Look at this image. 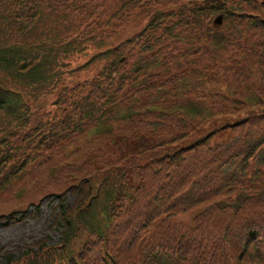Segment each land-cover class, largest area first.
<instances>
[{
    "label": "trees",
    "instance_id": "obj_1",
    "mask_svg": "<svg viewBox=\"0 0 264 264\" xmlns=\"http://www.w3.org/2000/svg\"><path fill=\"white\" fill-rule=\"evenodd\" d=\"M46 1L0 0V144L4 146L18 129L44 127L30 116L27 96L38 100L61 83L58 72L67 59L62 53L71 48L62 32L69 21L60 13L64 5ZM26 4L35 12L28 14L29 19ZM57 21L62 23L55 26ZM256 37L264 47V36ZM162 46L159 50L164 51ZM168 62L164 53L155 67L167 73ZM155 70L143 76L144 82L154 79ZM211 74L206 70L205 78ZM251 74L247 92L239 91L264 102V73L259 68ZM116 78L103 85L64 88L62 98L69 104L64 120L78 122L77 126L64 130L66 135L50 148V152L58 148L50 158L35 160L34 168L7 186L0 194V210L15 209L18 199L59 192L70 176L92 179L115 172V177L100 181L96 200L81 215L78 207L61 204L56 217L65 231L64 247L84 240L96 249L93 238L102 237L120 264H194L196 257L201 264L209 257L215 264H264V113L253 111L240 120L228 113L221 117L228 119L225 125L216 128L212 106L218 110L217 97L200 98L196 90L180 92L171 84L126 87L124 77ZM259 107L264 110V104ZM207 128L214 129L213 136V132L202 135ZM188 131H192L188 145L167 156L164 145L177 143L176 133ZM82 141H87L89 151L79 152ZM68 148L73 150L68 153ZM254 180L263 181L255 191ZM97 197H102L104 210L98 208ZM99 213H106L105 227L89 221Z\"/></svg>",
    "mask_w": 264,
    "mask_h": 264
},
{
    "label": "rangeland",
    "instance_id": "obj_2",
    "mask_svg": "<svg viewBox=\"0 0 264 264\" xmlns=\"http://www.w3.org/2000/svg\"><path fill=\"white\" fill-rule=\"evenodd\" d=\"M63 3L71 10L69 22L63 26L62 32L66 42L71 43V48L62 53L68 61L58 86L61 90L87 82L108 84V78L117 79L119 76L125 78L126 87H137L140 83L157 86L171 84L179 87L180 92L196 90L200 98L217 97L219 102L215 104L218 110L227 113L217 112L212 106L213 120H216L212 124L216 123V128L225 125L228 119L221 117L228 113L236 114L233 120L245 119L253 111L264 113L259 107L264 104L262 99L257 97L250 100L249 96L239 91L243 89V92H247L248 74L252 72V76L259 68L264 73V47L258 45L256 37L264 36V0H63ZM223 5L232 10V13L224 14V25L230 26L229 31L224 25L218 30L214 28V21L220 15L214 14L215 10ZM110 36L112 38L108 39ZM161 46L164 51L159 50ZM107 51L114 52V55L98 62L90 71L76 72L93 57ZM164 53L169 55L167 73L155 67L164 58ZM154 70L157 71L153 72L154 79L144 82L143 76L151 75ZM206 70L212 71L209 80L205 78ZM168 90L174 99L173 91ZM175 99L178 100L177 97ZM184 103L188 104L187 101ZM38 104L45 110L43 121L46 126L27 125L15 131L8 145L0 144V185L12 180L21 170L25 172L33 167L35 160L45 159L46 156L50 158L51 153L58 149L50 152L53 149L50 148L58 145L62 138L61 116H64L65 106L57 100L54 89L39 98ZM261 118L264 119V116ZM28 120L31 117L28 116ZM210 132L213 133L210 135ZM191 133H176L178 142L171 146L164 145V149L168 150L167 156H173L185 148ZM208 134L213 136L214 129L207 128L202 135ZM165 141L168 139L162 142ZM81 144L79 152L83 153L87 141ZM71 150L68 148L66 151L69 153ZM86 150L89 151V148ZM114 174L105 172L96 178L83 177L78 180L70 176L59 192L45 191L28 201L18 199V205L17 202L14 204V207L17 205L15 209L0 210V264H9L8 257L14 254H18L17 259L22 254L30 255L23 261L16 260L15 264L35 259H40L41 264H120L118 257L111 252L114 249L102 237L93 238L96 249L92 244H85L84 240L74 241L66 248L50 247L58 244L60 238V234L56 235L55 220L51 215L50 208L59 207L58 200L53 196H64L68 204L78 207V214L81 215L90 208L92 199L96 200L100 181L104 177L105 180L111 176L113 178ZM260 182L254 180V191L259 188ZM255 197L260 198L261 194L256 193ZM40 203V209L32 207ZM98 203V208L104 210L102 197ZM110 209L115 210L112 206ZM105 214L99 213L95 218L89 216V221L105 227ZM27 216L28 220L25 219ZM85 233L89 234V231ZM46 237L51 239L49 248L35 251L38 246L33 243ZM25 246H28L26 250L23 248ZM203 263L208 264L209 261Z\"/></svg>",
    "mask_w": 264,
    "mask_h": 264
},
{
    "label": "water",
    "instance_id": "obj_3",
    "mask_svg": "<svg viewBox=\"0 0 264 264\" xmlns=\"http://www.w3.org/2000/svg\"><path fill=\"white\" fill-rule=\"evenodd\" d=\"M222 22V18H220L219 20H218V23H221Z\"/></svg>",
    "mask_w": 264,
    "mask_h": 264
}]
</instances>
